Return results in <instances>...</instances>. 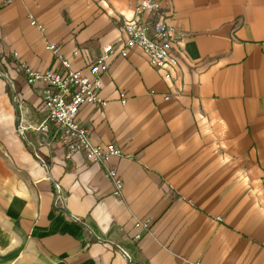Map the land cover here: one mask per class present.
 Wrapping results in <instances>:
<instances>
[{
  "label": "crops",
  "instance_id": "crops-1",
  "mask_svg": "<svg viewBox=\"0 0 264 264\" xmlns=\"http://www.w3.org/2000/svg\"><path fill=\"white\" fill-rule=\"evenodd\" d=\"M139 1L0 0V264H264V0ZM160 15L186 35L172 79L142 47L118 52L125 21ZM50 42L84 72L115 47L106 105L78 120L122 149L119 195L59 126L35 128L23 65L59 70Z\"/></svg>",
  "mask_w": 264,
  "mask_h": 264
},
{
  "label": "built area",
  "instance_id": "built-area-1",
  "mask_svg": "<svg viewBox=\"0 0 264 264\" xmlns=\"http://www.w3.org/2000/svg\"><path fill=\"white\" fill-rule=\"evenodd\" d=\"M161 10L162 0H140L137 5L138 13ZM123 31L126 37L118 50L122 56H127L129 49L133 47H142L149 54L151 64L164 69L167 78H173L172 70L179 63L174 52L175 45H179L186 38L185 33L167 22L162 15L154 20L125 21ZM46 47L57 55L60 61L59 70L41 71L23 65L25 79L27 83L38 88L45 111L44 120L35 128L47 130L50 123L59 126L62 129V143L69 154L83 151L90 161L104 164L106 175L114 181V194L119 195L123 188L122 179L117 170L108 167V164L112 157L124 154L122 149L113 143H94L87 128L81 126L78 120L82 106L106 105L107 101L100 94L103 87L102 77L109 67V59L114 54L115 47L113 44L105 45L103 52L88 66L87 72L73 69L71 61L61 55L56 43L50 42ZM121 96L124 100L125 93ZM142 225L148 227L150 221H144ZM137 236L140 237L139 234Z\"/></svg>",
  "mask_w": 264,
  "mask_h": 264
}]
</instances>
